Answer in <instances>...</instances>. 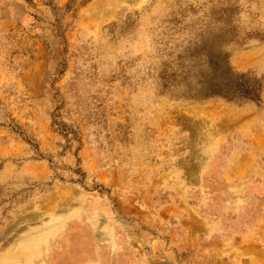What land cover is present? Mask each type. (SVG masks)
<instances>
[{
	"label": "rangeland",
	"instance_id": "374dc122",
	"mask_svg": "<svg viewBox=\"0 0 264 264\" xmlns=\"http://www.w3.org/2000/svg\"><path fill=\"white\" fill-rule=\"evenodd\" d=\"M132 193L205 220L199 264H264V0H0V264H74Z\"/></svg>",
	"mask_w": 264,
	"mask_h": 264
},
{
	"label": "crops",
	"instance_id": "0c3cea01",
	"mask_svg": "<svg viewBox=\"0 0 264 264\" xmlns=\"http://www.w3.org/2000/svg\"><path fill=\"white\" fill-rule=\"evenodd\" d=\"M213 163L212 161L209 163L208 169L206 168L207 171ZM229 168L231 170L232 166H228L226 173L231 174ZM115 197L117 198H113L114 205L107 204V207L102 210L100 208L96 209L95 206L86 210L84 217L89 219L94 216L96 219L91 222V228H88L89 226L81 219L71 221L62 238L63 249L53 255L67 256L74 259L76 257L74 264H141L142 246L140 245L142 244V236L145 235L147 238H151L150 244L143 246L149 252L153 249H165L173 253H180L182 255L180 258L188 264H199V257L191 250L200 249L199 243L201 241L199 239L206 232L204 219L192 214L177 213L175 206L179 205L180 202L176 205L171 202V205L168 204L163 208H159L157 200L151 198L148 201L149 198L145 197V207H142V204L138 202L140 196L134 193ZM109 199H111L110 196ZM170 200L172 199L168 197L165 199L166 203ZM148 202H150L149 206L146 204ZM64 215L62 209L48 214L47 218H41L42 214L39 213L37 216H33V220L38 221L33 226L48 221L58 222ZM110 221L112 223L117 222L118 231H116L117 234L115 231L113 232V238H109V230H105L110 228L109 223L105 222ZM146 221L148 225L144 227L143 222ZM94 226H99L104 230L97 232L98 230L95 228V232L93 230ZM109 243L115 246L116 252L111 250L110 246L113 245ZM219 243L222 244V242ZM228 259L226 264H244L249 263L251 260L246 258L238 261L235 258L233 262L230 258ZM225 262V260H220L221 264H225ZM216 263L214 261L213 264Z\"/></svg>",
	"mask_w": 264,
	"mask_h": 264
},
{
	"label": "bare ground",
	"instance_id": "6f19581e",
	"mask_svg": "<svg viewBox=\"0 0 264 264\" xmlns=\"http://www.w3.org/2000/svg\"><path fill=\"white\" fill-rule=\"evenodd\" d=\"M119 1H122V0H119ZM37 216V215H36Z\"/></svg>",
	"mask_w": 264,
	"mask_h": 264
}]
</instances>
